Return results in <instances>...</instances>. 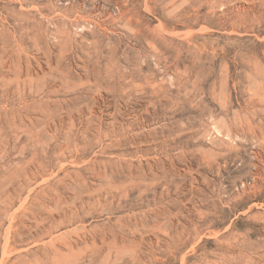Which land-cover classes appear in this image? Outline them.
<instances>
[{
	"label": "rangeland",
	"instance_id": "obj_1",
	"mask_svg": "<svg viewBox=\"0 0 264 264\" xmlns=\"http://www.w3.org/2000/svg\"><path fill=\"white\" fill-rule=\"evenodd\" d=\"M0 264H264V0H0Z\"/></svg>",
	"mask_w": 264,
	"mask_h": 264
}]
</instances>
